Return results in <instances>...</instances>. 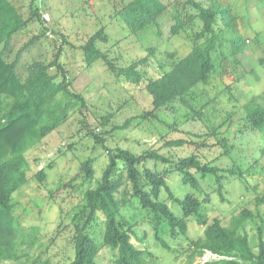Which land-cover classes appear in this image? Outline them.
I'll return each instance as SVG.
<instances>
[{
    "label": "trees",
    "instance_id": "16d2710c",
    "mask_svg": "<svg viewBox=\"0 0 264 264\" xmlns=\"http://www.w3.org/2000/svg\"><path fill=\"white\" fill-rule=\"evenodd\" d=\"M211 1L205 4L203 0H175L173 4L176 12L172 35L194 30L192 48L184 56L168 53V60H158L153 70H149L153 65L151 56L156 52L152 47L150 54L129 65L116 66L99 46L100 41L108 40L107 33L100 29L81 45L84 61L91 67L97 60H103L117 78L132 82L143 92L149 105L142 116H156L157 111L178 101L190 109V115L186 114L188 119H203L202 108L211 100L201 104L199 109L195 102L200 97L198 88L211 84L214 75H224L228 65L235 69L241 63L239 54L251 52L246 44L249 40L245 41L235 26L237 16L248 18V11L240 13L236 9L239 6L233 3ZM30 8V15L25 18L12 0H0V264L6 261L41 264L44 249L53 243V239L46 243L40 240L38 227L24 229L20 225L14 214L13 195L29 180L31 167L26 153L74 113L87 108L85 95L73 87L61 61L62 46L49 62L34 59L28 65L25 77L18 72L21 55L24 49L39 40L40 35L19 49L13 60L6 58L14 35L30 22L39 20L47 28L38 6L32 2ZM167 9L168 3L164 0H128L118 9L117 16L129 34L137 36L157 24ZM60 36L64 39L63 35ZM259 64L264 67V56L259 58ZM52 68L60 75L59 80L51 72ZM244 108V125L253 132L264 134V94L254 95ZM111 116L112 113L101 116L102 126L107 125ZM82 123L95 146L103 148L107 162L97 178L96 159H84L80 165V172L85 174L84 181L96 178V184L83 191L78 203L66 205V197H63L59 204L60 224L67 221L64 225L71 233L73 256L66 264H99L98 255L103 247L114 252L115 264H161L160 256L149 249V245H143V248L135 245L133 236L143 244L150 240L175 254L176 258L179 253L187 252L186 264H264V222L260 213L244 207L231 217L227 225L220 217H209L205 213L206 205L215 195L213 193L223 199L225 180L237 176L244 181V171L236 158L231 160L233 167L222 168L215 163L220 157L207 160L198 152L177 156L171 150L163 152L151 147L136 154L118 145L109 146L102 134L104 131L97 133L85 120ZM130 123L131 119H127L117 127L125 129ZM192 140H166L165 147H181ZM218 142L222 144L224 154L231 156L233 146L227 138L219 136ZM80 172L67 185L74 187ZM176 173L180 175L179 187L189 189L178 192L172 187L169 179ZM34 177L44 182L46 168L38 170ZM56 194L51 190V197ZM71 204V211L64 208ZM128 211H131L130 216ZM256 217L261 220L259 223ZM192 224L204 227L203 233L190 236L189 226ZM248 224L257 229V240L249 236ZM100 225L101 241L96 237ZM146 225L149 229H144L140 237L137 230ZM183 238L188 242L187 249L175 250L172 243L179 241L180 244ZM37 248L41 250L38 256L33 253ZM206 252L219 258L196 262ZM43 264H50V261L47 259Z\"/></svg>",
    "mask_w": 264,
    "mask_h": 264
},
{
    "label": "rangeland",
    "instance_id": "374dc122",
    "mask_svg": "<svg viewBox=\"0 0 264 264\" xmlns=\"http://www.w3.org/2000/svg\"><path fill=\"white\" fill-rule=\"evenodd\" d=\"M12 1L25 18L30 15V5L33 2L38 6L47 27L44 28L41 21L35 20L14 35L6 54L9 61L16 57L18 50L31 38L40 35L39 40L24 49L18 65L19 75H27V67L34 59L51 61L59 46H62L61 61L67 75L73 87L81 91L87 99V108L83 112L74 113L66 123L26 153L31 167L29 180L13 195L14 214L20 225L24 229L38 227L40 240L45 243L53 239L54 245L48 244L40 257L41 264L47 259L50 264H66L73 256L69 239L70 228L64 225L67 221L60 224L62 215L59 204L63 197H66V205L78 203L83 191L96 184V178L89 182L84 181L85 174L80 172L84 159H96L97 178L101 176L107 162L103 148L95 146L94 139L86 134L83 120L97 133L104 131L102 134L109 146L118 145L131 149L136 154L151 147L160 148L163 152L171 150L177 156L198 152L207 160L220 157L215 163L222 168L233 167L231 160L236 158L237 164L244 171V181L237 176L225 180L223 199L213 193L215 195L212 202L206 205L205 213L209 217H220L227 225L233 215L248 207L254 213H260L264 222V134L253 132L244 125L245 103L254 95L264 94V67L259 64V58L264 56V0H220L223 4L230 2L236 7L239 6L236 9L240 13L242 10L248 11V18L237 16L235 26L240 29L244 40H249L246 44L251 52L239 54L241 63L235 69L228 65L224 75H214L211 84L198 88L200 97L195 102L199 109L201 104L211 100L208 106L202 108L203 119H188L186 114L190 115V109L184 108L178 101L169 108L157 111L156 116H142L149 105L147 96L132 82L117 78L103 60L99 59L91 67L87 66L81 49V45L91 35L102 29L107 33L108 40L100 41L99 46L108 53L116 66L129 65L150 54L152 47L156 48V52L151 56L153 65L149 70H153L158 60H168V53L179 57L186 55L192 48L191 36L194 30L188 29L186 33L172 35L175 0H164L168 3V9L158 23L149 26L137 36L130 35L128 28L117 16L118 9L128 0ZM203 1L205 4L212 2ZM234 5L231 4L232 7ZM51 72L56 74L57 80L60 79L55 68ZM108 113H112L110 121L102 126L101 116ZM127 119H131L127 128L117 127ZM219 136L226 137L233 146L231 156L224 154V148L218 142ZM180 138L193 140L181 147H165L166 140ZM43 167L46 168L47 178L40 182L34 174ZM78 172L79 177L74 182V187L67 185ZM179 178L178 173L172 174L170 184L178 192H184L189 187L183 186L181 189ZM51 190L56 191L55 197H51ZM72 204L64 208L70 210ZM127 214L130 216L131 211ZM260 221L256 217V222ZM189 227L192 237L202 234L204 230V227L197 224ZM97 228L96 237L101 241L102 225ZM144 229L149 227L146 225L138 228L140 237L143 236ZM247 232L257 240L258 233L253 224L247 225ZM132 241L142 248L143 245H149V249L160 256L161 264H186L184 259L187 252L183 255L179 253L176 258L175 254L152 244L150 240H145L143 244V241L133 236ZM187 243L183 238L180 244L176 241L172 246L175 250L185 251ZM40 251L37 248L33 253L38 256ZM218 258L211 252H206L196 262ZM114 260V252L103 247L98 255L99 264H115ZM1 264L15 263L6 261Z\"/></svg>",
    "mask_w": 264,
    "mask_h": 264
}]
</instances>
